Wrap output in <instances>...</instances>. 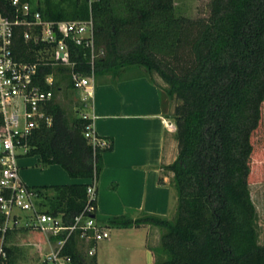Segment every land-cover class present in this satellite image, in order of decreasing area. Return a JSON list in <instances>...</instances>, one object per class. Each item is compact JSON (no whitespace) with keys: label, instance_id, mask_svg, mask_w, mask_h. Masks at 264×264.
<instances>
[{"label":"trees","instance_id":"obj_1","mask_svg":"<svg viewBox=\"0 0 264 264\" xmlns=\"http://www.w3.org/2000/svg\"><path fill=\"white\" fill-rule=\"evenodd\" d=\"M26 1L44 20L92 18L95 76L142 67L156 73L167 96L177 100L170 116L177 154L163 166L172 173L176 192L171 218L118 216L108 224L157 227L154 264H264L249 193L252 137L264 103V0H210L209 15L195 19L175 16L173 0ZM0 6L7 8L3 2ZM16 31L13 53L18 60L35 62L49 47L25 42L21 28ZM68 47L69 65H37L34 84L53 93L42 107L51 122L40 121L32 129L23 154L82 180L28 186L40 209L66 222L85 206L87 187L96 185L103 168L102 153L112 149L108 140L103 147L94 146L84 135L91 120L80 109L68 114L56 98L60 92L77 94L72 74L90 71L89 50L70 42ZM47 76H52L50 84ZM5 253L1 264H17L19 247L7 246ZM63 253L71 264H96L74 236Z\"/></svg>","mask_w":264,"mask_h":264},{"label":"built area","instance_id":"obj_2","mask_svg":"<svg viewBox=\"0 0 264 264\" xmlns=\"http://www.w3.org/2000/svg\"><path fill=\"white\" fill-rule=\"evenodd\" d=\"M0 264L5 258L8 239L18 231L36 233L42 245V264H71L63 248L71 236L79 242L89 256L96 253L95 244L109 237L107 225L95 218V183L90 182L83 209L66 222L61 215L45 212L38 206L37 194L19 178L16 150L24 154L28 147L26 138L40 121L50 124L51 118L42 111L43 105L52 98L51 90L43 91L33 82L38 64L69 65V47L73 43L89 50L90 71L71 76L74 90L81 93L86 103L94 91V30L92 18L86 20L49 21L32 11L26 0H0ZM25 42L49 45L35 62L18 60L13 47L17 29ZM62 55H59V54ZM101 53V52H99ZM52 82V76L45 79ZM88 118L87 115H83ZM91 120V119H90ZM167 130L175 131L172 123ZM84 135L94 146L103 147L106 140L97 136L92 121L86 126Z\"/></svg>","mask_w":264,"mask_h":264},{"label":"crops","instance_id":"obj_3","mask_svg":"<svg viewBox=\"0 0 264 264\" xmlns=\"http://www.w3.org/2000/svg\"><path fill=\"white\" fill-rule=\"evenodd\" d=\"M82 107V114L92 121L94 133L112 143V149L102 153L103 168L95 185V218L102 219L97 222L109 227L108 220L118 216H166L171 205V174H164L163 166L176 158L177 142L167 130L170 119L164 113L158 85L142 73L96 75L93 95ZM33 159L38 160L35 156L20 161L29 164ZM34 172L28 169L22 172V178L28 184H40ZM40 178L42 184L48 185L82 182L70 178L56 164L47 165ZM150 227L142 224L115 228V237L143 233L142 264H151L153 259L147 246Z\"/></svg>","mask_w":264,"mask_h":264},{"label":"rangeland","instance_id":"obj_4","mask_svg":"<svg viewBox=\"0 0 264 264\" xmlns=\"http://www.w3.org/2000/svg\"><path fill=\"white\" fill-rule=\"evenodd\" d=\"M209 2L210 0H173L174 13L175 16H184L188 18H206L209 15ZM43 55V54H42ZM44 56V55H43ZM142 73L146 77L149 75L151 79L160 88V94L162 98V105L164 113L169 117V123L175 126L174 120L170 117L172 115L173 107L177 103V100L170 99L165 93V83L160 79L156 73L148 74L146 70L142 67L127 66L121 68L116 74L117 76H125ZM110 75V74H109ZM105 76L103 75V78ZM73 91L63 94L62 92L56 95L59 103L64 107L68 114L72 115L76 109H80L79 112L85 111L83 109V103L80 99L82 97L81 93ZM168 132L174 134L175 131L168 130ZM175 137V136H174ZM253 144V155L251 158V174L249 179V193L253 205L256 210V220L255 227L257 232V239L260 244H264V103L262 106V117L257 131L252 137ZM19 154L17 156V163L19 167L18 175L20 180L27 186H42L48 184H42L39 179L42 174V170L47 168V165H41L38 160L33 159L29 164H23L22 158H31L35 156L23 155L20 150H16ZM28 169H35L36 178L40 184H28L25 179L22 178V172ZM64 170V169H63ZM34 172V173H35ZM164 174H171L170 177V187H171V205L170 211L164 217L171 218L173 211L176 207V192L172 185V173L163 169ZM41 181H43L41 179ZM51 193V191H49ZM100 219L97 216V220ZM115 228L109 226V241L108 239L101 240L97 242L94 246L96 249V254L94 256H89L85 253L83 248L80 247L87 259H95L96 264H142L143 258H145V247L140 242V238L143 233H138L137 235L131 234L124 235L123 237H115ZM160 231L157 227L152 226L149 230V237L147 241V246L151 252L154 264L156 254L155 248L159 244ZM110 240H112L110 242ZM11 246H17L20 248L19 259L17 264H42V245H40V237L36 233H30L26 231H18L14 233L8 240Z\"/></svg>","mask_w":264,"mask_h":264},{"label":"water","instance_id":"obj_5","mask_svg":"<svg viewBox=\"0 0 264 264\" xmlns=\"http://www.w3.org/2000/svg\"><path fill=\"white\" fill-rule=\"evenodd\" d=\"M59 55H62L61 53Z\"/></svg>","mask_w":264,"mask_h":264}]
</instances>
